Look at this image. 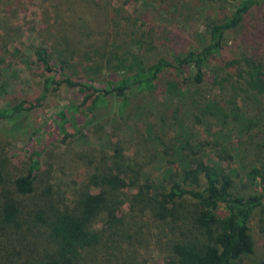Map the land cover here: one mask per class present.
Returning a JSON list of instances; mask_svg holds the SVG:
<instances>
[{"label":"trees","instance_id":"16d2710c","mask_svg":"<svg viewBox=\"0 0 264 264\" xmlns=\"http://www.w3.org/2000/svg\"><path fill=\"white\" fill-rule=\"evenodd\" d=\"M103 1L83 0L87 7L109 13ZM197 1L208 6H232L228 15L207 22L203 31H197L186 50L175 48L169 58L160 57L152 64L133 51L114 49L108 53L109 59L104 57L103 67V62L93 57L99 53L98 42H90L92 50L85 51L84 57L75 48L78 34L71 36L58 30L50 35L47 20L46 39L32 51L45 73L42 92L35 105L21 101L0 107V135L17 137L31 110L42 105L49 93L65 87L81 97L80 107H66L56 114L59 143L67 147L74 135L70 129L77 132L78 127L72 112L83 117V127L87 128L113 111L122 116L134 93H154L166 73L174 75L165 82L168 95L181 96L184 89L197 94L208 70L211 88L219 98L202 103L192 98L190 105L223 127L233 123L232 132L236 122H245L246 128L236 135L247 136L245 143L252 146L264 131V52L257 47V43L264 42V16L256 20L251 16L264 8V0ZM15 3L0 0V7L9 8ZM52 19L60 21L56 15ZM233 35V44H229ZM185 69H189V77L183 76ZM33 134V153L24 171L13 178L9 177V157L3 155L0 142V264H92L90 252L101 244L108 246L110 258L116 255L112 264H136L143 239L156 238L147 231L151 225L158 231V240L163 242L159 247L167 254L169 264H246L243 259L253 253L249 223L257 212L263 213L262 197L234 194L233 183L221 165L195 162L189 142L179 135L174 136L177 143L168 146L153 133L152 126L149 141L155 149L160 147L165 158L177 159L179 167L161 179L160 185H155L147 172L154 159H139L141 150L133 157L126 156L122 148H114L111 156L94 150L74 153L78 162L85 161V166L91 167L88 186L82 184L79 191H60L64 207L25 211L22 198L36 191L42 177L50 181L54 167L49 163L44 168L43 156L47 158L51 153L46 147L45 131ZM258 174L260 171L252 169L249 175ZM124 207L129 209L123 214L125 226L119 218ZM39 235H45L43 239L52 246L42 256L31 254ZM257 264H264V252Z\"/></svg>","mask_w":264,"mask_h":264},{"label":"rangeland","instance_id":"374dc122","mask_svg":"<svg viewBox=\"0 0 264 264\" xmlns=\"http://www.w3.org/2000/svg\"><path fill=\"white\" fill-rule=\"evenodd\" d=\"M13 1L16 3L12 7H0V107L3 108L21 101L35 105V99L42 92L45 73L37 65L32 51L34 46L46 39L44 27L47 20L50 35L58 30L71 36L78 34L76 42L79 48L73 45L81 51L80 55L84 56L85 51L91 52L90 42H98L99 53L93 57L96 62H103V67L104 57L109 59L108 53L114 49L117 52L133 51L152 64L160 57L169 58L175 48L186 50L197 31H203L207 22L228 15L232 6H208L197 0H106L103 2L109 8L107 13L87 7L83 0H61L62 4L59 0ZM7 3L10 4V0ZM262 14L264 16V8L255 11L251 17L256 20ZM55 15L60 21L54 22L52 18ZM233 38L234 35L229 38V44H233ZM257 47L264 52L263 41L260 45L257 43ZM103 70L109 76L108 69ZM184 73V77H189V69H185ZM162 78L154 93H134L122 116L113 111L103 121L84 128L83 117L76 111L72 112L78 127L77 132L70 129L69 133L74 135L67 147L59 143L56 114L66 107H80L81 97L75 90L65 87L49 93L42 105L31 110L24 130L17 137L10 139L0 135L2 153L9 157L10 178L26 168L35 144L33 133L40 130L47 135L46 147L51 153L47 154V158L43 156V160L44 168L49 163L54 166L51 180L42 177L36 184V191L30 197L22 198L25 211L33 213L32 210L40 207H64L66 202L62 200L60 191H79L83 188L82 184L88 186L91 167L85 166V161L83 164L78 162L74 153L94 150L111 156L114 148H122L126 156L133 157L135 151L141 150L139 159H154L147 172L156 181L155 185H160L161 179L164 180L171 170L179 169L178 160L165 158L160 147L154 148L148 136L151 126L153 133L163 138L168 146H174L177 143L174 136L179 135L189 142L195 162L202 160L209 165H221L233 183L234 194L261 196L264 201V131L250 146L245 143L247 136L236 135L237 131L246 128L245 122H236L232 132L233 123L223 127L218 121L201 116L190 105L192 98L200 103L219 98L217 91L211 88V73L208 70L203 87L197 94L184 89L181 96L168 95L165 82L174 79V75L166 73ZM256 129L252 130L253 135ZM228 155H231L229 160ZM252 169H257L260 174L249 175ZM48 183H52L49 193ZM70 195V192L66 195L68 199ZM128 212L129 209L124 207L119 214L122 224L125 220L123 214ZM147 231L154 233L156 238L146 236L143 239L136 264H169L167 254L159 247L163 242L158 240L157 229L151 225ZM249 233L254 251L243 260L246 264H257L264 252V211L252 217ZM43 237L45 235L35 238L32 255L42 256L52 249ZM107 248V245L101 244L91 250L92 264L113 263L116 255L110 258L112 253Z\"/></svg>","mask_w":264,"mask_h":264}]
</instances>
